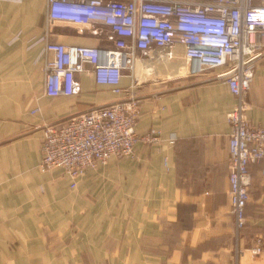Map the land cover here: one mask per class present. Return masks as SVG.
I'll use <instances>...</instances> for the list:
<instances>
[{
	"label": "crops",
	"instance_id": "0c3cea01",
	"mask_svg": "<svg viewBox=\"0 0 264 264\" xmlns=\"http://www.w3.org/2000/svg\"><path fill=\"white\" fill-rule=\"evenodd\" d=\"M39 1L37 15V0H21L29 14L17 23L31 26L11 47V33L0 30V264H236L237 248L264 243L263 163L251 165L247 225L235 234L228 114L237 101L217 71L181 75L185 45L177 42L139 56L122 94L86 71L79 92L47 96V31L68 44L114 42L110 29L49 27L47 0ZM248 99L251 123L264 125V56ZM117 100H135L137 131L154 130L159 140L138 142L134 158L86 170L74 186L60 167L40 171L45 123Z\"/></svg>",
	"mask_w": 264,
	"mask_h": 264
},
{
	"label": "built area",
	"instance_id": "2783aa9c",
	"mask_svg": "<svg viewBox=\"0 0 264 264\" xmlns=\"http://www.w3.org/2000/svg\"><path fill=\"white\" fill-rule=\"evenodd\" d=\"M47 25L102 28L113 33L114 45L101 47L45 41L44 93L73 95L80 91L79 74L89 71L100 85L122 94V80L132 75L139 56L152 47L185 45L181 75L216 70L236 97L229 112V203L237 239L247 225L251 198V165L263 163L264 125L249 119L248 92L257 63L264 56V0H47ZM100 27L99 29H97ZM136 101H113L60 123L43 125L39 169L62 168L75 185L88 169L110 159L136 157L138 142L159 140L156 131L136 129ZM40 107L32 109L33 113ZM171 142L176 138L172 137ZM264 258V243L236 249V264H255Z\"/></svg>",
	"mask_w": 264,
	"mask_h": 264
},
{
	"label": "rangeland",
	"instance_id": "374dc122",
	"mask_svg": "<svg viewBox=\"0 0 264 264\" xmlns=\"http://www.w3.org/2000/svg\"><path fill=\"white\" fill-rule=\"evenodd\" d=\"M16 1H20V2H2V1H0V19H9L8 22L0 23V30L3 28V29H5L6 32L7 31L9 32L8 34L11 33V37L8 40L10 47H11V44L14 43V41H16L17 39H21L22 32H23V29H21V28L23 26L24 27L25 26H28V27L31 26L30 24L27 25V24L17 23L18 22L17 20L21 19V17L27 18V15L29 13H28L27 8L22 6L23 2H21V0H16ZM41 10H42L41 1L37 0V2H35V13L38 15ZM44 67H45V62L43 64V72H44V78H45ZM38 167H39V164H38Z\"/></svg>",
	"mask_w": 264,
	"mask_h": 264
}]
</instances>
